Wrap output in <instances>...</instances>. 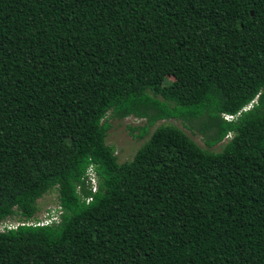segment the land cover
<instances>
[{"label": "trees", "instance_id": "obj_1", "mask_svg": "<svg viewBox=\"0 0 264 264\" xmlns=\"http://www.w3.org/2000/svg\"><path fill=\"white\" fill-rule=\"evenodd\" d=\"M128 116L147 138L118 163ZM10 218L0 264H264V0H0Z\"/></svg>", "mask_w": 264, "mask_h": 264}, {"label": "rangeland", "instance_id": "obj_2", "mask_svg": "<svg viewBox=\"0 0 264 264\" xmlns=\"http://www.w3.org/2000/svg\"><path fill=\"white\" fill-rule=\"evenodd\" d=\"M172 80V76H167L164 80V83ZM108 128L105 132L104 141L107 145L111 146L116 161L118 163L128 162L136 149L145 141L147 136L136 138L132 136L129 132L128 127H133L136 125L142 124V119H137L132 116L124 117V118H108L106 121ZM160 123H170L182 129L198 146L211 150L218 151L221 148V145L227 137L224 138L221 142L216 143L212 146H207L205 144L204 136L199 134L195 129H189L187 125L177 119H167V120H159L156 124ZM133 135L138 133L137 130L132 131ZM37 211L34 214V217L37 221L41 220L46 212H50L52 209L54 210V217H56V213L58 212L57 207V191L55 188H52L45 194H43L40 198L36 200ZM9 222H16L13 218L10 220H6Z\"/></svg>", "mask_w": 264, "mask_h": 264}, {"label": "built area", "instance_id": "obj_3", "mask_svg": "<svg viewBox=\"0 0 264 264\" xmlns=\"http://www.w3.org/2000/svg\"><path fill=\"white\" fill-rule=\"evenodd\" d=\"M223 117L225 119H231L232 118L231 115H224ZM92 175H93L92 171H91L90 167H88L87 168V176L90 178L91 183L93 182ZM55 219H56V217H54V210L52 209L50 212H46L45 216L41 220H39V221H37V220L32 221L31 220V221H28L27 224H35V225H37V224H39V225L47 224V223H49V222H51L52 220H55ZM18 224H22V223L9 222V221H6V220L2 221V222H0V231H2L4 229L14 228Z\"/></svg>", "mask_w": 264, "mask_h": 264}]
</instances>
